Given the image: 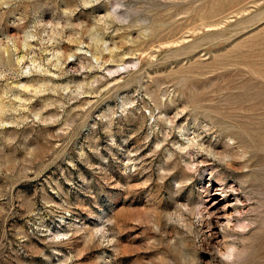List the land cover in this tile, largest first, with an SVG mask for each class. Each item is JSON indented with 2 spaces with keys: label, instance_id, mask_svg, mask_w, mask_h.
<instances>
[{
  "label": "rangeland",
  "instance_id": "1",
  "mask_svg": "<svg viewBox=\"0 0 264 264\" xmlns=\"http://www.w3.org/2000/svg\"><path fill=\"white\" fill-rule=\"evenodd\" d=\"M0 264H264V0H0Z\"/></svg>",
  "mask_w": 264,
  "mask_h": 264
},
{
  "label": "bare ground",
  "instance_id": "2",
  "mask_svg": "<svg viewBox=\"0 0 264 264\" xmlns=\"http://www.w3.org/2000/svg\"><path fill=\"white\" fill-rule=\"evenodd\" d=\"M222 189L220 191H222ZM210 203L211 207L209 210L211 215L217 217V219H220V223L225 225L227 228H231L233 226V211L231 210L230 206L228 204H221L217 200H212ZM223 251L228 252L229 255L233 254L228 247H224Z\"/></svg>",
  "mask_w": 264,
  "mask_h": 264
}]
</instances>
